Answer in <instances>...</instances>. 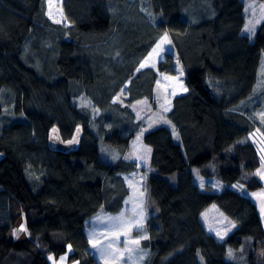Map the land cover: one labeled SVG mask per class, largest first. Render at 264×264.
Here are the masks:
<instances>
[{"label": "trees", "instance_id": "1", "mask_svg": "<svg viewBox=\"0 0 264 264\" xmlns=\"http://www.w3.org/2000/svg\"><path fill=\"white\" fill-rule=\"evenodd\" d=\"M46 1L0 0V121L5 91L22 117L0 127V264H50L47 255L68 245L72 261L100 264L89 252L87 222L119 209L131 171L124 159L107 163L102 148L122 155L133 134L97 123L93 109L112 107L134 75L141 89L129 103L152 99L157 74L140 65L166 34L189 91L169 114L175 136L167 126L144 136L156 170L145 264H264V227L244 192L263 188L257 124L241 107L258 84L264 21L251 39L245 0H63L64 24L49 17ZM54 130L77 147L52 150ZM194 170L227 188L201 190ZM211 207L236 224L224 240L202 220ZM22 218L27 239L16 230Z\"/></svg>", "mask_w": 264, "mask_h": 264}, {"label": "rangeland", "instance_id": "2", "mask_svg": "<svg viewBox=\"0 0 264 264\" xmlns=\"http://www.w3.org/2000/svg\"><path fill=\"white\" fill-rule=\"evenodd\" d=\"M62 2L63 0H47L46 4L49 17L55 23L62 21L66 24ZM245 3L247 23L244 34L254 39L260 24L264 21V0H245ZM136 9L138 10V8ZM191 10L197 9L195 6H191ZM250 26L254 27V31L251 33L246 31ZM165 36L166 40L163 39ZM163 38L157 44L159 48L157 49V45L153 48V50L156 49V52L154 53L152 50L141 63L143 64L147 60V64L140 67L141 71L151 69L157 74L152 99H141L129 103L130 92L133 89H141V85L135 86V83H132L136 77L134 75L124 88L112 97V107L107 110L93 109L94 117L98 119L97 123L103 121V124H113L116 122L120 124L127 135L133 134L129 149L122 155L120 152L109 153L111 151L109 147L102 148L103 157L107 163L116 162L121 158L129 164L131 171L123 175L122 178V180L124 179L122 182L128 190V196L120 204L119 209L113 212L101 209L87 222L86 234L90 242L89 252L100 264H145L151 255L150 250L144 247L143 241L149 238L147 222L154 207L151 203L148 183L150 176L156 170L151 163V147L145 143L144 136L150 130L162 126L171 128L175 136L169 114L173 109L175 98L189 91L187 73L179 60L178 51L174 48L168 34ZM32 43L31 41L29 48L24 50V55L27 56L26 60L30 59V55L33 54L34 44ZM257 82L254 92L241 107L244 106L247 109L251 119L257 124V131L252 135V138L261 150L260 143L264 140V53ZM6 93L7 91L3 94V108L4 114L7 116L0 121V127L1 124L7 126V122L20 121L22 118L19 113L14 112L13 98ZM175 139L178 141L176 137ZM194 175L196 183L203 191L207 190L208 186H212L211 190L218 193L227 188L220 180L204 178L196 170H194ZM262 179L264 180V178ZM262 184L264 189V183ZM244 192L246 195L252 194ZM141 215L143 216L142 227H138L135 222L140 221ZM202 220L207 224L209 234L214 231L223 240L232 234L236 225H233V221L214 207L203 213ZM24 225L26 228V223L22 218L16 226V230L20 232L21 229H24ZM24 235L28 237V233ZM20 241L23 240L19 239ZM133 241H139V243L135 244ZM73 252L72 246L68 245L66 253L60 256L48 254L47 259L50 264H80L79 261L71 260Z\"/></svg>", "mask_w": 264, "mask_h": 264}, {"label": "crops", "instance_id": "3", "mask_svg": "<svg viewBox=\"0 0 264 264\" xmlns=\"http://www.w3.org/2000/svg\"><path fill=\"white\" fill-rule=\"evenodd\" d=\"M152 50H153V49H152ZM260 144H261L262 148H261V150H259V148H258V150H259V153H260V155H261V166H260L259 170L257 171V173H261L262 171H264V140H262V142H261ZM257 173H256V174H257ZM256 176H257V175H256ZM257 178H258L259 180H261L262 183H264V180L261 178L260 175H258ZM249 197H250L251 201H252V202L255 204V206L257 207V210H258L259 216H260V218H261V223H262V225H263V227H264V210H262V209H264V189L262 188L261 190H258V191H255V192H252V194L249 195ZM204 223H205V222H204ZM205 227H206L207 230L209 229L208 226H207V224H205ZM23 233H24V234H27V233H28V232L26 231L25 225H24V231H23ZM211 233H212L213 235L217 236L218 239H221V238L218 237L217 233H216V234L214 233V231L211 232ZM24 234H23V237L25 236ZM23 237H22V239H23ZM27 238H28V237L26 236V239H27Z\"/></svg>", "mask_w": 264, "mask_h": 264}, {"label": "water", "instance_id": "4", "mask_svg": "<svg viewBox=\"0 0 264 264\" xmlns=\"http://www.w3.org/2000/svg\"><path fill=\"white\" fill-rule=\"evenodd\" d=\"M49 146L54 151L68 152L77 147V142H66L58 130H54L49 135Z\"/></svg>", "mask_w": 264, "mask_h": 264}, {"label": "snow or ice", "instance_id": "5", "mask_svg": "<svg viewBox=\"0 0 264 264\" xmlns=\"http://www.w3.org/2000/svg\"><path fill=\"white\" fill-rule=\"evenodd\" d=\"M250 7H251V6H250ZM249 23H250V25L252 24L251 21H250ZM246 31L249 32V33H251V32L254 31V27L250 26V27H248V28L246 29ZM163 39L166 40L167 37L165 36ZM158 48H159V45H157V49H158ZM153 52L155 53V52H156V49H154ZM146 64H147V60H146L143 64H141L140 67L142 68V67H144ZM165 110H167V109H165ZM257 175H260L261 178H264V171H262L261 173H257ZM262 210H264V209H262ZM142 220H143V216L141 215V219H140V221H136V222H135V223L137 224L138 227H142ZM23 230H24V229H21V231H23ZM145 238H146V237H145ZM133 243L138 244L139 241H133ZM229 256H231V252H229Z\"/></svg>", "mask_w": 264, "mask_h": 264}]
</instances>
